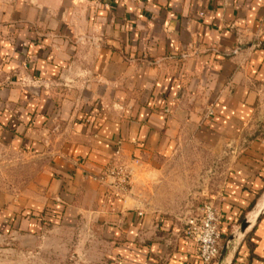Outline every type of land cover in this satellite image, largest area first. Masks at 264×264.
Instances as JSON below:
<instances>
[{"label":"crops","instance_id":"crops-1","mask_svg":"<svg viewBox=\"0 0 264 264\" xmlns=\"http://www.w3.org/2000/svg\"><path fill=\"white\" fill-rule=\"evenodd\" d=\"M0 147L44 171L0 225L54 204L101 223L111 261L203 264L192 206L215 196L225 236L263 200L264 0H0ZM111 163L133 167L124 195ZM231 264H264V213Z\"/></svg>","mask_w":264,"mask_h":264},{"label":"rangeland","instance_id":"rangeland-1","mask_svg":"<svg viewBox=\"0 0 264 264\" xmlns=\"http://www.w3.org/2000/svg\"><path fill=\"white\" fill-rule=\"evenodd\" d=\"M186 159L193 164L202 163L201 156ZM220 160L216 156L205 160L210 167L204 173L215 194L224 177ZM43 175L40 159L11 155L0 147V199L19 202L38 196L42 190L38 184ZM208 201L216 202L215 196L209 194L203 202L192 206L189 216ZM28 208L16 212L29 219L27 230L18 222L15 226L9 221L0 225V264H120L119 259L107 258L111 239L98 221L64 220L65 208L54 204L35 211ZM230 233L223 236V244Z\"/></svg>","mask_w":264,"mask_h":264},{"label":"built area","instance_id":"built-area-1","mask_svg":"<svg viewBox=\"0 0 264 264\" xmlns=\"http://www.w3.org/2000/svg\"><path fill=\"white\" fill-rule=\"evenodd\" d=\"M137 163V159L134 160ZM133 167L124 163H111L101 180L109 181L110 191L124 195L131 189ZM184 235L197 244L198 255L203 264H217L223 244L220 211L213 201L203 204L196 214L185 221Z\"/></svg>","mask_w":264,"mask_h":264},{"label":"water","instance_id":"water-1","mask_svg":"<svg viewBox=\"0 0 264 264\" xmlns=\"http://www.w3.org/2000/svg\"><path fill=\"white\" fill-rule=\"evenodd\" d=\"M264 213V194L263 200L257 203L251 211L244 217L239 226L230 233L225 240L218 258L217 264H231L234 254L240 242L248 231L258 222Z\"/></svg>","mask_w":264,"mask_h":264},{"label":"bare ground","instance_id":"bare-ground-1","mask_svg":"<svg viewBox=\"0 0 264 264\" xmlns=\"http://www.w3.org/2000/svg\"><path fill=\"white\" fill-rule=\"evenodd\" d=\"M226 264V263H225Z\"/></svg>","mask_w":264,"mask_h":264}]
</instances>
